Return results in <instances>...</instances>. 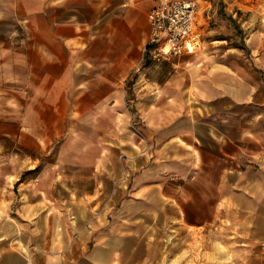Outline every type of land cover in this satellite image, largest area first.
I'll list each match as a JSON object with an SVG mask.
<instances>
[{
    "label": "crops",
    "instance_id": "obj_1",
    "mask_svg": "<svg viewBox=\"0 0 264 264\" xmlns=\"http://www.w3.org/2000/svg\"><path fill=\"white\" fill-rule=\"evenodd\" d=\"M155 2L0 0V181L54 149L30 215L0 205V264H162L225 213L234 264H264V0H199L200 43L169 60L147 46Z\"/></svg>",
    "mask_w": 264,
    "mask_h": 264
},
{
    "label": "rangeland",
    "instance_id": "obj_2",
    "mask_svg": "<svg viewBox=\"0 0 264 264\" xmlns=\"http://www.w3.org/2000/svg\"><path fill=\"white\" fill-rule=\"evenodd\" d=\"M181 54H183V52ZM179 55L166 57L162 54H159L156 57H160V59L163 60H169ZM128 105L130 108V112H132V115L130 116L131 117L130 125H132L133 127L138 125L140 122L138 117L134 114L135 112H134L133 104H131V101H129ZM53 151L54 149H50V152L46 156L42 157L40 159L41 161L38 162V164L33 168H26L25 166L20 167L18 169L19 180L11 181V182L3 181V180L0 181L1 184L0 187L3 188L1 189V193H0V205L2 206L1 209L2 216L23 219L24 218L23 216H25L26 214L30 215V212L23 213L22 211H20L19 210L21 208L20 205L27 203L29 204V207H32L31 206L32 203H34L35 200H39V197L37 196L28 199V197L24 196L25 194L24 182H28L30 181V179L33 182L35 180L37 181L38 174H40V172L44 169L45 166H50V168H52L51 162L54 158L52 155ZM3 168L9 170L7 164L4 166L2 165V170ZM5 182L7 183L9 182L10 184L6 185ZM43 183L45 184V186H48L51 189H55V191H57V188H63L62 185L58 184L54 180H45L43 181ZM7 205H9V207ZM33 214L39 215L40 212L33 211ZM229 214L230 213H225L224 227L217 228L216 226L213 227L210 226L207 229L189 228L188 230L190 231V233H188L189 238L187 242L182 243L180 245L181 249L177 251L176 255H171V259H169L170 254L164 251L162 254V256L164 257L163 259L164 261L162 260V264H169L170 260L171 263L173 264H234V256L236 255L237 249L239 248L240 245L239 243L241 242L242 235H241V229L237 227V225L233 222L232 215ZM114 215H115L114 212L108 214L109 220H112L114 218ZM130 216L132 217L135 215H129V217ZM124 217L126 218V216H123V218ZM143 219L145 220V218ZM146 219L147 220L153 219L152 214L148 215ZM156 230L158 229L152 226L130 227L129 235L139 238L138 244L135 245V248H137V246H139V249L141 248L139 252L141 254L142 259L145 256L144 247L147 248V245H149V250L152 249L153 247L152 241L154 238V232ZM169 230L170 229L168 228L165 229L166 232L165 236L169 235L170 232ZM174 231L175 229L171 230L172 235L175 234ZM196 236L199 239L200 237L203 236V241L205 242L207 240L208 245L206 246L204 242L203 243L197 242V244L193 243L194 239L192 240V237H196ZM148 240L150 244L145 243Z\"/></svg>",
    "mask_w": 264,
    "mask_h": 264
},
{
    "label": "built area",
    "instance_id": "obj_3",
    "mask_svg": "<svg viewBox=\"0 0 264 264\" xmlns=\"http://www.w3.org/2000/svg\"><path fill=\"white\" fill-rule=\"evenodd\" d=\"M199 0H156L147 12V46L166 57L191 52L200 43L196 31Z\"/></svg>",
    "mask_w": 264,
    "mask_h": 264
}]
</instances>
